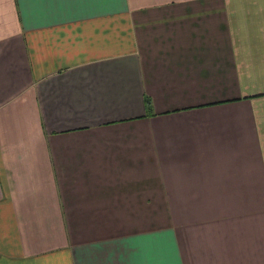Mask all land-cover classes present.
Returning <instances> with one entry per match:
<instances>
[{
  "label": "crops",
  "instance_id": "1",
  "mask_svg": "<svg viewBox=\"0 0 264 264\" xmlns=\"http://www.w3.org/2000/svg\"><path fill=\"white\" fill-rule=\"evenodd\" d=\"M0 264H264V0H0Z\"/></svg>",
  "mask_w": 264,
  "mask_h": 264
}]
</instances>
